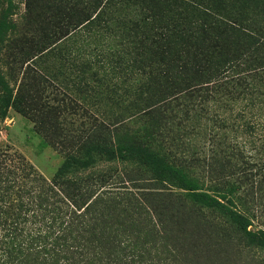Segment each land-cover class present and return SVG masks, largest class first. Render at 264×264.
I'll list each match as a JSON object with an SVG mask.
<instances>
[{
	"label": "trees",
	"instance_id": "trees-1",
	"mask_svg": "<svg viewBox=\"0 0 264 264\" xmlns=\"http://www.w3.org/2000/svg\"><path fill=\"white\" fill-rule=\"evenodd\" d=\"M19 1L23 11L14 19L9 18L17 13L14 2H0V53L10 74L16 75L21 64L26 71L13 94L0 68V103L4 101L24 114L33 109L40 112L42 107L48 109L43 111L47 115L57 109L54 102L61 101L57 94L54 102L46 99L48 67L54 79L61 68L66 79L76 78L71 86L60 84L67 89L63 101L74 91L87 97L83 86L91 88L92 79L98 97L104 88L109 93L111 114L103 118L96 112L93 124L78 127L77 136L71 125L69 137L74 143L78 138L76 147L104 148L109 160H117L124 156L122 151L129 150L117 144L115 135L126 131L127 140L136 141L135 148L141 150L135 155L158 163L154 166L158 169H150L154 170L153 179L161 184L170 182L172 187H140L133 185L139 178L120 170L97 172L96 167L79 175L60 171L51 179L22 153L0 147V264H198L208 250L229 258L238 243L236 233L249 239L264 235V231L248 229L254 208L261 211L264 207V33L260 34V28L258 34L243 25L238 28L234 26L236 18L208 13L195 1L157 0L161 4L156 6L178 14L175 22L166 21L167 26L154 29L166 40L159 54H186L184 43H177L187 39L196 43L188 51L195 60L179 62L175 69L152 67L147 58L154 56L153 52H137L132 58L133 51L121 49L127 40L124 36L132 37L124 33L118 46L110 39L97 43L91 51L66 48L65 63L54 68V64L47 65V58L60 49L52 38L61 34L58 41L66 43L81 25L91 30L102 23L99 17L107 7L101 6L92 15L96 9L93 0H49L47 6L43 0ZM111 2L115 5L122 0ZM45 10L52 14L47 15V27ZM139 21L149 23L150 17ZM113 22L105 21L104 29H111ZM26 23L31 24L30 30ZM20 24L22 28H17ZM215 28L230 30L251 43L250 58L244 53L240 61H226L221 56L225 53L215 55L214 47L213 55L206 54L200 62L209 30ZM4 29L7 31L2 33ZM145 55L149 56L144 60ZM239 62L242 71L237 69ZM29 72L38 79L37 85L43 86L41 91L31 92L26 86ZM259 77L263 78L254 82ZM33 103L39 108H33ZM202 119L214 123L205 125L212 132V144L195 142L194 122ZM240 119L236 124L238 129L241 126L240 134L236 125H230V132L238 134L233 137L218 124ZM102 131L114 140L106 145ZM72 154L70 158L75 157V152ZM198 165H203L199 168L203 176L192 170ZM253 168L260 176L251 178L258 182L256 196L248 192ZM206 182L208 188L203 187ZM208 211L213 223L206 219ZM229 222L231 226H227ZM246 248L240 249L249 254L247 263L251 256L260 257Z\"/></svg>",
	"mask_w": 264,
	"mask_h": 264
},
{
	"label": "rangeland",
	"instance_id": "rangeland-1",
	"mask_svg": "<svg viewBox=\"0 0 264 264\" xmlns=\"http://www.w3.org/2000/svg\"><path fill=\"white\" fill-rule=\"evenodd\" d=\"M14 2V8L13 11L15 14L11 15L9 18H16V14H20L23 10L21 9V2L19 0H0L1 3H4L7 5L8 2ZM45 5L49 0H43ZM58 1V0H55ZM79 0H73V2H77ZM94 3L92 6H96L95 11H92V15L98 12V9L101 6L107 7V11L101 13L100 21H102L101 24L98 26L90 27L91 30H87V26H80V28L76 29L75 36L71 37V39H67V42L65 43L63 40H59V37H61V34L56 35L52 38L51 42L53 43L56 41L57 48L60 49V53L53 52L51 55L47 58V65L54 64V68H57L58 65L64 61V57L66 56L67 51L66 48H69V50L75 52L80 51H86V50H92V47H95L97 43H106L107 40L113 41L114 44L117 43L120 40V38L123 36L124 33H129V35H132V37L124 36L126 40L125 43L122 42L123 48H121L124 51H133L132 58L134 54L137 55V52L139 54H144L145 51H150L152 53L151 57H148L149 55H145L143 59L145 60L147 57L148 62L149 59L151 61L152 67H156L159 69L164 68L166 66L167 69H175L179 62L183 61H193L195 58H193V55L189 54L193 50L195 46H192L193 43L192 40L184 39L182 42H178L177 44L184 43L183 45L186 46L185 51L183 54L179 57H177L176 54H159V51L162 50V44L165 41L161 40L159 36L155 33L154 29L156 26H167V22H175V20L178 17L177 13H173L170 10L166 9L162 5L156 6V4H161L157 0H122L120 4L112 5L113 0H93ZM190 1V0H189ZM192 2L195 1L199 3L200 8L204 11H207L208 13H214L215 15L221 14L225 15L229 18H236L237 24L234 25L239 28V25H243L246 27V29L254 31L253 33L258 34V28L261 29V33H264V0H191ZM114 3V2H113ZM191 3V2H190ZM18 6V8H17ZM104 7V8H105ZM109 7V8H108ZM142 8V9H141ZM172 8V6H171ZM41 9V8H40ZM175 9V8H174ZM181 12H183L182 8L180 9ZM195 11V10H194ZM90 12V11H89ZM89 12L87 14H89ZM197 12V11H195ZM46 19L47 15H52L49 10L44 11ZM90 13V14H91ZM187 13V12H186ZM198 13V12H197ZM86 14V15H87ZM50 17V16H49ZM143 17H150L149 23H143L139 21V19H142ZM135 23H133V20ZM15 20H19L15 19ZM49 18L45 22V26L47 27ZM114 24L111 25V29H104L105 28V21H112ZM132 20V21H131ZM167 21V22H166ZM76 22V20L74 21ZM23 24V23H22ZM141 24V25H140ZM50 26V25H49ZM124 26L126 27L124 29ZM17 28H22V25L16 26ZM14 31H16V28ZM26 28L29 30L31 29V24L26 23ZM92 28H95L93 30ZM10 29V28H8ZM4 29L2 33L5 31ZM7 31V30H6ZM10 30H8L9 32ZM12 31V28H11ZM6 33V32H5ZM208 38L209 40L204 44V50L203 55L200 56L199 60L202 62L205 61V55L211 56L213 55L211 53L212 48L217 47L215 51V55H221L219 54L221 51L222 54H226L227 57L224 55H221L223 59L226 61L235 59L242 60L240 57L243 56L245 53L248 59L250 58V52L252 51L251 43H247L244 39L242 40L240 37L233 34L230 30H226L224 28H215L209 30ZM3 35V34H2ZM174 38V36H171ZM132 39L136 40V42L132 43ZM175 39V38H174ZM71 40V41H70ZM61 41V42H60ZM177 41L175 40V43ZM4 43L6 41L4 40ZM51 43V44H52ZM136 43V44H135ZM90 44V46L88 45ZM161 44V46H159ZM171 44V41L168 43ZM200 44V42H199ZM49 45V41H48ZM65 45V46H64ZM53 45L50 46V48ZM192 46V47H191ZM63 47V48H61ZM65 47V48H64ZM200 47V46H199ZM251 47V48H250ZM54 48V47H52ZM254 49V48H253ZM77 50V51H76ZM4 52V51H2ZM185 58V59H183ZM161 61V62H160ZM164 62L165 64H162ZM249 62V61H248ZM6 63V60L3 55L0 53V68L4 71L6 80H9L8 85L10 88H13V94L16 90V87L18 85V82L22 79L23 71L25 70V64H21L19 68H16L17 72L15 74H10V66L8 67ZM240 66H238V71H242L241 69V62ZM250 63V62H249ZM248 63V64H249ZM48 65V66H49ZM246 65H244V68H246ZM223 65L222 69L223 70ZM26 71V70H25ZM49 71V78L48 81H44L47 93L46 99L52 100L56 94L59 99L62 100L63 93H66V88L61 86L60 84H68L71 86L72 84L76 83V78L72 79H66L65 76H62V72L64 70L61 68L58 70V76L55 77L56 79L52 78L50 76L51 67H48ZM54 72V71H53ZM91 76V75H89ZM25 80V84L27 87H29V90L31 92H34V89H39L41 91V87L37 85L39 82L37 78L33 76L32 73L29 72ZM264 77V76H263ZM263 77H259L254 80L260 81ZM90 79V78H88ZM15 83H17L15 85ZM92 86L85 87L83 86V92L86 94L87 97H82L79 93L75 94V91L73 93L69 92L67 94V99H65L63 102L52 100L57 107V109L51 110V113L49 114H43V111H46L48 109H43L41 107L40 112L36 109H33L30 114H24L20 110H18L14 106H9L7 103L2 101L0 103V147L1 148H11L13 150H16L20 153H22L37 169L40 171L44 176L47 178H53L55 175L58 174V172L63 174H70V173H76V175L82 174L81 172H88V171H95L97 172L101 170H110L113 171H123L125 174H129L131 178H139L136 181H133V185H137L140 187H160V186H166V187H172L170 182H166L164 184L158 183L153 179L152 172L155 169H158L157 167H154L155 165L158 166V163L156 161H153L152 159L149 160L147 158H144L138 154V156L135 155L136 152L141 151L138 148H135L136 141L129 142L126 138L127 134L126 131H120L115 135V141L117 144L121 143L122 148H128V152L122 151V154L124 156H120V158H110V160L107 158L108 154L106 153V150L104 148L102 149H96L93 146H87L82 149H78L76 146H78V138H76V142L69 137L70 133L72 132L73 126L76 129V136L80 134V132L77 130L78 127H81V125H84V127H89L91 124H93V115L98 112L102 115V117H107L111 114V104H108V99L110 98L108 95L109 93L104 88L102 93L98 97L97 89L95 87L94 82L91 79ZM36 85V86H35ZM228 90V89H226ZM230 90V88H229ZM61 92V94H60ZM232 96V91L230 92ZM79 99H76V98ZM111 99V98H110ZM35 102V101H33ZM63 103V104H62ZM33 108H39L37 103H33ZM61 107V108H59ZM61 110H59V109ZM66 109V110H65ZM214 112H218L214 107ZM74 113V114H71ZM205 113V112H204ZM74 117V118H73ZM242 120L239 121H233V120H226L224 122L218 123L219 125L224 126V130L227 132H230V125L234 126L237 123H241ZM71 123V124H70ZM194 127L196 128V138L195 142L197 145H202L204 143H211L213 142V136L212 132H210L209 129L205 128V125L207 127H212L214 123L206 122L205 120H197L194 122ZM73 125V126H71ZM233 127V126H232ZM237 128V125H236ZM136 129V128H135ZM238 129V128H237ZM240 129V130H239ZM236 131L238 134L241 133V126ZM123 130V129H121ZM210 132V133H209ZM128 133V132H127ZM103 138H105V144L107 145L109 140L113 141L114 138L111 136H108L109 134L105 135V132L102 131ZM198 134V136H197ZM235 133L234 130H232L228 135L231 137L238 135ZM138 140V139H136ZM260 142V141H258ZM74 144V146H73ZM72 147L75 151L72 150ZM90 147V148H89ZM199 147V146H198ZM206 147V146H205ZM209 147V145H208ZM208 147H206L208 149ZM75 152V157L70 158L72 153ZM115 152V149H114ZM127 153V154H126ZM71 154V155H70ZM126 154V155H125ZM117 155V152H116ZM143 160L146 164L141 162L140 160ZM203 165H198V168H193V172L197 173L198 176H203L201 168ZM96 167V168H95ZM95 168V169H94ZM258 168V167H255ZM255 168H253V175L251 174L248 176L249 180V186L250 190L248 191L250 195L256 196V191L258 190V182L251 181L252 179H256V177L259 176V171H256ZM152 170V172L150 171ZM65 171V172H64ZM250 173V172H249ZM174 183V182H172ZM206 186H203L204 188H208V182L205 183ZM174 187V186H173ZM264 188V186H261V188ZM257 201V200H256ZM258 202V201H257ZM264 203V197L261 201ZM210 211L207 213V221L208 223H213V218L209 214ZM215 219V218H214ZM220 221V220H218ZM216 224V223H215ZM217 225V224H216ZM227 226H231L230 222L227 224ZM248 229L251 231H264V207H262V210L260 211L257 207L254 208L250 224L248 226ZM237 245L236 247H233V252L229 255V258H220L218 255H216L215 250H208L207 257L204 256L201 262L198 264H264V235L259 236L258 238L250 237V240L248 237L243 236L242 234L236 233ZM248 246V247H247ZM248 248L252 250V253H256L257 256L260 255V257L251 256V261L247 263L248 253L245 250H241L240 248ZM246 248V250H247Z\"/></svg>",
	"mask_w": 264,
	"mask_h": 264
}]
</instances>
